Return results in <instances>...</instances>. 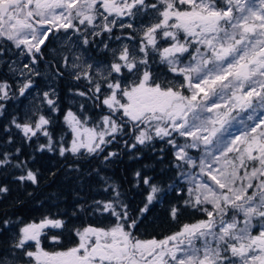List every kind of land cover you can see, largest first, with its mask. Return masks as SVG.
I'll use <instances>...</instances> for the list:
<instances>
[{
    "label": "snow or ice",
    "instance_id": "1",
    "mask_svg": "<svg viewBox=\"0 0 264 264\" xmlns=\"http://www.w3.org/2000/svg\"><path fill=\"white\" fill-rule=\"evenodd\" d=\"M117 28L131 30L126 38L136 43L112 47L106 41L125 38L114 34ZM61 32L65 40L76 36L84 48L107 34L98 43L110 59L73 58V79L88 85L77 94L103 114L95 127H86L87 117L68 110L64 121L73 139L60 144L59 155L98 156L114 142L131 151L163 141L174 149L175 166L189 185L185 205L206 219L162 239H141L140 221L109 184L105 191L111 188L113 198L95 201L108 214L106 226L76 228L75 246L50 252L41 247L45 229L65 223L45 217L24 224L0 264H264V0H0V57L15 49L28 61L8 65L20 77L19 96L41 75L36 66L45 58L46 41ZM68 66L65 56L54 75L63 76ZM14 95L12 85L0 81V102ZM44 99L58 111L49 92ZM50 122L39 115L12 124L27 141L47 137L37 150L53 151ZM201 145L197 163L189 150L200 151ZM118 155L109 152L103 159ZM10 164L9 154L0 156V167ZM14 166L21 170L15 180L39 183L26 162ZM136 178L146 191L143 216L163 189L140 172ZM8 192L0 185V196ZM178 211L171 209L173 220ZM8 225L4 220L3 228ZM52 240L59 243L58 236Z\"/></svg>",
    "mask_w": 264,
    "mask_h": 264
},
{
    "label": "trees",
    "instance_id": "2",
    "mask_svg": "<svg viewBox=\"0 0 264 264\" xmlns=\"http://www.w3.org/2000/svg\"><path fill=\"white\" fill-rule=\"evenodd\" d=\"M156 65L154 64L155 67ZM157 67L160 70L165 69L163 65L158 64ZM67 94L69 92L65 88H60L62 108L60 107L57 113L54 112V115L59 117L58 123L55 127L49 126L48 130L53 131L57 128L55 131L61 132L59 129L61 127L68 135L69 131L63 122L61 123ZM18 97L15 93L12 99L4 103L0 112V156L7 153L12 161V164L0 167V185L9 188L6 195L0 196L1 240L8 236L10 227H15L17 223L21 225L37 221L46 215L63 219L66 221V226L72 229L80 223L75 219L78 220L81 216L71 214L76 205L79 206V203H74L72 200L75 192L84 196V200L80 202L82 205L86 200H92L94 203L108 201L113 198L111 188L105 191L109 184L116 187L121 194L120 199L129 205L131 214L140 221L137 234L141 238L162 239L178 231L183 224L202 217L200 212L185 205V200L188 199L187 190L181 187L183 183L179 181V169L175 166L177 161L174 158V149L170 145L157 140L147 147L137 146L136 149L129 151L126 147L123 148V143L117 151L118 157L106 161L110 163L115 159L110 166L101 159L98 160V165H95L97 163L95 156L76 157V160H69L70 162L67 163L68 161H64L55 151L47 149L38 151L39 144L44 143L43 140L34 137L31 141H27L14 132L13 119L18 122L23 119L22 100ZM88 112L91 119L102 114L97 106H92ZM17 149H19L18 155ZM18 162H26L27 167L37 174L38 184L33 185L31 182L21 184L14 179L16 175L21 174V170L14 166ZM137 172L142 176L151 177L152 182L163 189L159 199L149 206V210L143 216H140L139 209L144 207L146 191L142 184H137ZM78 173L80 177L76 176ZM63 175H67L68 178L63 180ZM73 179L77 181L74 182ZM76 200L80 201V197ZM91 207V216L100 217L107 214L98 210L96 203ZM173 207L179 209L177 220H173L170 216ZM60 213L63 214L60 216ZM84 218L88 220L84 222L87 224L92 223L91 220L94 219L87 212ZM4 220L9 221L7 229L3 228ZM0 246L2 247L1 244Z\"/></svg>",
    "mask_w": 264,
    "mask_h": 264
},
{
    "label": "rangeland",
    "instance_id": "3",
    "mask_svg": "<svg viewBox=\"0 0 264 264\" xmlns=\"http://www.w3.org/2000/svg\"><path fill=\"white\" fill-rule=\"evenodd\" d=\"M144 19L146 21L147 18H144ZM114 34L115 35H121L125 38L123 40H120V41L115 40V39L110 40V41H106L112 47H119L122 43H127L130 45L136 43V41L128 40L126 38L128 35L132 34L131 30H129V29H124L123 31H121L120 29L117 28V29H114ZM106 35L107 34H105V38H97V41L99 42L100 39H106ZM73 41H75V43H73ZM98 42L96 44L91 45L88 48H84L83 45H81L80 42L77 40L76 36H72L70 39L65 40L64 39V33L61 32V33H57L56 37H51L49 39L48 49L45 50V58L43 60H41L39 62V64L36 66L37 70L41 73V75L33 77V81H34L33 87L31 89H29L26 92V94L22 97L19 96V94H18L20 77L18 74H14L12 71H10L8 65L11 64L12 61H17V64L22 66V63L28 62L27 59L26 58L21 59L20 57H18L15 49H12L11 51L5 52L4 55L2 57H0V81H6L10 85H12L13 93L18 94V96H19L18 98L22 100V118L23 119H22V121H20V123H24L29 118L32 121H35L36 119H38L39 115H44L46 118H48L51 121L50 124L46 126L47 130H48L49 126L55 127L56 124L58 123L59 117L54 115V111H52L49 108V106L47 105V103L44 99V93L49 92L50 97L56 100L57 108L59 110L61 107L60 88H65V90H67V92H69V94H67V97L64 100L66 102V108L64 107V114H63V118L61 120V123L63 122V124L66 126L67 130L69 131L68 135H67V133H65L64 129H62L61 127H59V129H61V132L55 131L57 128L54 129L53 131H50V129L48 130L51 137H52L53 148H54L53 151H55V153L59 157L61 156V155H59V151H58L60 144L61 143L65 144V145L70 144L71 140L73 139V133L70 131V129L68 128V126L66 125V123L64 121V115L68 110H71L80 116L87 117L88 119H87V123L85 125L86 127H95L99 123L100 117L103 114L102 113L100 116L95 117V119H91L89 117L88 111L90 110V108L92 106H95L93 101L87 99L86 97H81L77 94L78 92H81V91H87V88H88L87 82L83 81V80L77 81V80L73 79L72 69H71V62L76 55H82V59H88V60H92V61L110 59V55L107 57L104 55L105 53L102 51L103 45L99 44ZM65 56L68 57L69 66L62 69L64 72L63 76H55L54 72H55L56 65L62 64L63 58ZM157 65L155 67L153 64V68L158 69L159 73H162L165 76H169V77L171 76V74L167 72L166 68L163 70H160L157 67ZM83 99H84V101H83ZM5 102L6 101L0 102V103L4 104ZM82 104L84 106L83 110H81ZM1 110L2 109H0V112H1ZM98 110L102 111L101 108H99V107H98ZM106 111H107L106 109L103 110V112H106ZM55 112L57 113L58 111H55ZM63 124H62V126H63ZM232 131L234 133L239 131V126L236 125L235 122L233 123ZM14 132L16 134H18L20 137L21 136L23 137L20 130L16 129L15 126H14ZM54 132H58V133L55 134ZM38 138L40 140L44 141V143L41 142L40 144H47V142H48L47 137H45L41 134H38ZM125 139H126V137H125ZM179 142L183 143V138H179ZM122 145H123L122 141L114 142V143L108 145V147L105 149L104 153H101L100 155L95 156L97 158V163L95 165H98V162L100 161V159H101V161L102 160L104 161L103 157H104V155H107V153L119 151V148ZM123 148H125V145ZM191 150L192 151L189 150V155H191L193 157V159H195L197 161V163H199V157L202 154L203 146L201 145L200 151H197L195 149H191ZM193 151H195L196 153H194ZM85 156H88V155H85ZM85 156H82V157H85ZM61 157L64 161H68L67 163L70 162L69 160H76V157L72 156L70 153H67L65 156H61ZM104 162L109 166L112 163V162L107 163L106 161H104ZM186 170L192 171V172H198V169H186ZM178 174L180 176L179 181L183 183V185L181 187H184L187 190L189 185L184 180V178L180 175L179 170H178ZM76 176L80 177V173L76 174ZM67 178H68L67 175H63V180H66ZM73 181L76 182L77 180L73 179ZM187 195H188V193H187ZM78 197H80L79 202H82L84 200V196H80V194L75 192L74 197L72 199L74 203H77L76 199ZM90 197H92V196H90ZM91 206H95L94 201L86 200L84 205H82L80 203H79V206L76 205L74 211L71 214H80L81 216H85V212H87L90 217L94 218V219L91 218L92 223H88V224L84 223L85 221H88V220H84V222L78 221L80 223L78 225L73 226L72 229H69L67 226L65 228L61 229V230H64L63 231L64 233H62V240L59 239V243L53 241L52 236H55V234L58 232H61V230L54 229V228L45 229V232L47 233V235L41 237V247L47 251H50V252L51 251H60L59 249L61 247H65L66 243H69L68 244L69 247L71 246V242H70L71 239L70 238L75 233L74 229L82 228V227L87 226V225L106 226L108 221L105 219V217L108 214H105L104 216H100V217L99 216H91V208H92ZM61 214H63V213H60L59 215L61 216ZM200 214L202 217L199 218L198 220L206 219V215L203 212H200ZM59 215H57V216H59ZM45 217H48L51 219H58V218H54L51 215H47ZM198 220L197 219H195L193 221L191 220L187 223H195ZM27 223H29V222H27ZM27 223H24V224H27ZM24 224L20 225L19 223H17L15 227H10L11 231H9L8 236L3 238L2 240L0 239V244L2 245V247L0 246V257L10 256V251H11L10 245L12 243V238L18 232L19 228L21 226H23ZM65 225H66V223H65ZM255 231L256 230L254 229V232ZM147 239H151V238H147ZM55 244H58V245H55ZM1 248H3V250H1ZM4 248H6V249L4 250Z\"/></svg>",
    "mask_w": 264,
    "mask_h": 264
},
{
    "label": "flooded vegetation",
    "instance_id": "4",
    "mask_svg": "<svg viewBox=\"0 0 264 264\" xmlns=\"http://www.w3.org/2000/svg\"><path fill=\"white\" fill-rule=\"evenodd\" d=\"M127 36V35H126ZM50 38H51V36H50ZM46 45H47V47L44 49V50H47L48 49V46H49V41H46ZM105 55V54H104ZM110 55V54H109ZM76 202L77 203H80L78 200H76ZM47 216V215H46ZM41 220V219H40ZM40 220H38V221H36V222H39ZM63 222H65L66 223V221H64L63 219H61ZM76 221H83L84 222V220H85V218H84V216H79L78 217V220H77V218L75 219ZM61 229H63V228H61ZM61 229H58V230H61ZM64 230H61V232H58V233H56L55 234V236H58L59 237V239L60 240H62V233H64L63 232ZM138 235V234H137ZM139 236V235H138ZM72 237H73V242L71 243V246L70 247H73V246H75V243L77 242V238H76V236H75V233L72 235ZM140 237V236H139ZM141 238V237H140ZM141 239H144V238H141ZM72 241V240H71ZM70 241V242H71ZM68 244L69 243H66V246L65 247H61L59 250L60 251H62V250H66V249H68V248H70L69 246H68ZM55 245H58V244H55Z\"/></svg>",
    "mask_w": 264,
    "mask_h": 264
}]
</instances>
